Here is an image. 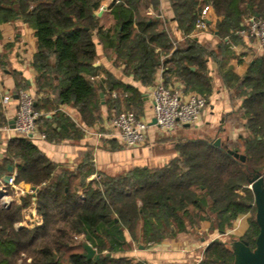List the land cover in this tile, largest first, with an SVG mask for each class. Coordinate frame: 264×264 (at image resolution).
Returning a JSON list of instances; mask_svg holds the SVG:
<instances>
[{"label": "trees", "instance_id": "16d2710c", "mask_svg": "<svg viewBox=\"0 0 264 264\" xmlns=\"http://www.w3.org/2000/svg\"><path fill=\"white\" fill-rule=\"evenodd\" d=\"M106 2L110 10L100 14ZM170 2L182 40L173 37L168 20L155 13L159 0H0V26L21 18L36 30L35 106L46 111L38 120L46 139L58 141L71 129L79 131L60 111L61 104L75 107L87 124L99 123L101 92L109 111L135 107L144 113V93L136 86L116 81L109 73L98 80L95 34L142 84L154 85L161 69L166 84L180 82L184 91L207 100L213 92L212 60L225 83L229 77L236 79L241 101L234 112L246 132L238 135L242 143L232 147L203 137L181 139L173 150L176 155L165 164L117 174L84 165L71 169L52 161L36 138L11 137L0 153V184L13 166L18 183L37 188L36 209L43 223L18 225L31 204L30 194L7 205L0 201V264H146L115 254L126 252L131 242L161 243L198 232L206 223L210 232L224 234L244 214L250 215L244 234L231 245L225 238L213 239L197 264H234L237 239L255 248L259 226L248 179L264 173V55L255 57L243 76L234 73L230 61L236 56L231 42L245 37L240 30L251 19L264 18V0ZM205 5L220 19L218 49L202 45L193 35ZM51 110L56 113L49 118ZM240 146L244 161L235 155L241 153ZM93 173L96 176L88 180ZM81 238L96 249L94 257L86 256Z\"/></svg>", "mask_w": 264, "mask_h": 264}, {"label": "crops", "instance_id": "0c3cea01", "mask_svg": "<svg viewBox=\"0 0 264 264\" xmlns=\"http://www.w3.org/2000/svg\"><path fill=\"white\" fill-rule=\"evenodd\" d=\"M159 1L160 5L155 13L167 19V27L170 29L173 37L175 36L182 40L183 34L178 28L177 22L173 19L174 12L170 0ZM106 3L109 4V2ZM152 9V7L148 8V10ZM102 12L103 11H100V14ZM219 23L220 19L212 9L209 19V28L205 31H199L198 33L194 32L193 35L198 38L202 45L218 49L220 39L216 31ZM0 31V153H3L8 140L17 135L12 121L15 120L18 105V91L25 88L34 93L37 97L35 81L36 70L32 65L34 55L37 51V36L35 28L24 22L21 18L1 24ZM94 38L97 43L98 53V59L95 63L100 75L98 80L103 79L101 77H105V75L109 73L116 81L136 86L144 93L145 106L144 113H142L141 116L151 122L154 118L151 92L153 86L157 82L154 85L147 86L135 79L132 74L126 73L124 68L125 65L116 57V51L112 48L104 47L97 34H95ZM251 39L252 38L243 37L238 42H231V48L236 53V56L232 57L230 64L234 67V73H236V75L245 73L249 63L252 62L255 57L264 55V48L259 45L257 40ZM240 59L241 62H239ZM209 70L210 75L213 77V92L210 95L207 107L203 110L201 117L194 125L178 123L171 131L164 132L157 124H152L147 131V141L144 145L127 147L117 138L99 134V132L106 133L111 131L109 121L115 112H117L116 110H108L104 95L101 97L103 112L102 120L99 123L89 125L79 118L78 110L75 107L69 104H61L60 111L76 122L79 131L75 132L71 129L67 137L58 141H50L38 135L41 133L40 125L42 126V123L39 122L36 144L52 161L70 167L71 169L84 165L87 167L92 166L96 171L117 174L122 171H130L138 166L156 167L165 164L176 155V152L168 151V149L163 150V148V151L157 149L158 143L156 140L162 139L159 137L162 133L171 134L175 132L179 137L181 133L194 128L193 130L197 132V134H200V137L209 139L213 131L227 129L228 127L224 117L227 113L234 110L233 103L229 98L230 87L225 83L223 78L224 75L218 72L217 64L212 60L209 61ZM161 71V69L158 71L157 81L162 75ZM234 80L236 81L235 78ZM18 85L21 86L19 87ZM175 86H181L183 89L180 82H177ZM4 96H10V100L5 102L3 100ZM54 98V94L50 96V99ZM41 112L45 113L46 111L41 110ZM55 113L56 110H51L47 112L46 115L52 118ZM54 125L57 129H63L56 123ZM236 132L237 130L231 131L230 137ZM95 176L96 173H93L89 176L88 180L93 179ZM22 188H24L25 193L18 192L16 188H10V195L13 200L21 201L23 196L27 194L31 195V204L18 225L22 226L24 223L28 222L31 223V226L42 224L43 217L37 212L36 201L33 200L34 195L29 192V189L32 187H28V185L22 183ZM248 218V214L241 215L234 222L233 226L224 234L229 235L230 233H238V237L242 236L248 227ZM205 226L208 227L209 225L206 224L203 227ZM202 228L198 229V232H201ZM218 237V235H214L210 240L207 237H201L199 240L192 241L190 246L186 248L179 249L175 247L174 251H167L166 253L158 249L161 247V244H166L163 242L158 246L155 245L156 247L154 246L151 252L142 251L140 255L136 256H138L139 258H137L140 260H154L157 264L159 261L164 260L167 262L187 261L188 258L194 255L195 251L199 249L200 246L205 248L213 239Z\"/></svg>", "mask_w": 264, "mask_h": 264}, {"label": "built area", "instance_id": "2783aa9c", "mask_svg": "<svg viewBox=\"0 0 264 264\" xmlns=\"http://www.w3.org/2000/svg\"><path fill=\"white\" fill-rule=\"evenodd\" d=\"M110 10L108 3L102 5L101 11ZM212 7L205 5L199 12L195 28L205 31L209 28V19ZM148 10V14H152ZM240 33L248 38H254L264 48V18H253L248 26L242 28ZM162 72V71H161ZM99 77V76H98ZM114 95H116L114 93ZM3 100L8 102L10 96H4ZM151 103L157 125L164 132L171 131L178 123L194 125L208 105V100L197 92H186L180 86L166 84L163 74L153 86L151 92ZM36 96L31 91L22 88L18 92V105L15 114L14 130L17 135L36 138L38 134V120L42 115L36 106ZM111 131L99 132L119 139L127 147L144 145L147 141V131L150 121L139 115L134 110H123L115 113L109 121ZM45 138V134H38ZM17 170L15 169L8 180L1 181L0 191L7 192L8 188H16L18 192L25 193L22 183L16 181ZM29 192L34 196L37 189L30 188ZM13 198L9 196L4 203L7 205Z\"/></svg>", "mask_w": 264, "mask_h": 264}, {"label": "rangeland", "instance_id": "374dc122", "mask_svg": "<svg viewBox=\"0 0 264 264\" xmlns=\"http://www.w3.org/2000/svg\"><path fill=\"white\" fill-rule=\"evenodd\" d=\"M169 30V29H168ZM195 32H199L198 30H195ZM251 40H256V39H251ZM244 74V73H243ZM243 74H241V76H243ZM226 84H228V86L230 87V92H229V98L231 99L232 103H233V109L236 110V108H238L239 104H240V97L239 95V91L236 88V81L234 80V78H228V82H226ZM134 111L138 112L140 115L141 112L133 107L132 108ZM234 110L232 111V113L230 115H228L227 117L225 116L224 118L228 119L227 121V129H221L219 131H213L212 134L209 136V140L211 141H217V139H220V141L224 144H228L229 147L234 146V144H241L242 141L238 140V135L240 132L246 133L244 128L238 126L239 123L238 121H236V115H238L237 113L234 112ZM236 114V115H235ZM239 128V129H238ZM194 128H191L188 131H185L183 133L180 134V136L178 137V135H176L175 132L171 133V134H166V133H162L159 137L162 139L156 140V142L158 143L157 145V149L158 150H166L168 149V151H173L176 148L177 142L181 141V139H194V138H198L200 137V134H197V132H195L193 130ZM237 130V132L235 134H233L230 137V133L231 131ZM162 150V151H163ZM244 151V147L240 146V152L243 153ZM165 152V151H164ZM124 172V171H122ZM23 184H26L23 182ZM28 185V187L30 186V184H26ZM82 191H80V193L82 194ZM11 189L8 188L7 192L5 191H0V201L4 203V201L11 196ZM13 200V199H12ZM11 200V201H12ZM10 201V202H11ZM6 205V204H5ZM250 216V215H249ZM30 225L31 223H24L23 225ZM208 224V223H206ZM209 225V224H208ZM208 227H203L201 232H195L194 230L189 232V233H183L181 235H179L177 238L174 239H166L163 242H165L166 244H161V247H159L158 249H160V251H165V253L168 251H174L175 247L177 248H186L187 246H190V244L192 243V241H196L199 240L201 237H207L209 240L210 238L214 235H218L219 237L225 238L227 244L229 245L232 240L234 238H237L236 236L238 235V233L232 234L230 233L228 234H221L218 231L215 232H210V230H208ZM239 233H241L240 231H238ZM128 237H130L128 231H126ZM82 243H89L88 241H86L85 239L81 238ZM161 242V243H163ZM160 243H156V244H148L146 242H142L140 241H135V242H131L129 249L124 252V253H116L115 255H129L134 257L135 260H139L138 256L136 255H140L142 253V251H146V252H151L152 248L156 245L158 246ZM231 245V244H230ZM155 246V247H156ZM204 247L200 246L199 249H197L194 253V255L191 258H188L187 261H180V262H167L166 260L164 261H159L158 264H196L197 262H199L202 257H203V250ZM138 257V258H137ZM149 257V256H148ZM151 257V256H150ZM21 262V260H20ZM146 264H157L154 260L151 261V259L149 261H147Z\"/></svg>", "mask_w": 264, "mask_h": 264}, {"label": "water", "instance_id": "95a60500", "mask_svg": "<svg viewBox=\"0 0 264 264\" xmlns=\"http://www.w3.org/2000/svg\"><path fill=\"white\" fill-rule=\"evenodd\" d=\"M104 93H101V97ZM104 102V101H103ZM15 120L12 121L13 124ZM157 120L154 117L150 124H156ZM189 125V124H187ZM14 127V125H13ZM217 145L221 144L220 139L216 141ZM235 155L240 157L242 161L245 160V155L242 153L235 152ZM13 166L8 167V173L4 176V181L8 182L11 173L13 172ZM249 187L253 191L255 197L256 207V222L259 226V233L256 238L255 248H251L250 245L241 239H237L233 242V251L235 254L234 264H264V173L256 172L249 179ZM37 189L36 187H32ZM36 201V196H34ZM84 248L86 249V256L92 258L97 254L96 249L90 244L85 243Z\"/></svg>", "mask_w": 264, "mask_h": 264}]
</instances>
